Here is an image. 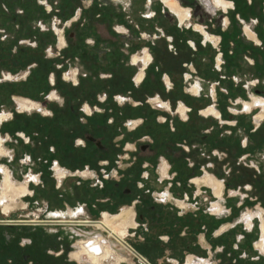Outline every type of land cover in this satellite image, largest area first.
Wrapping results in <instances>:
<instances>
[{"label":"rangeland","instance_id":"obj_1","mask_svg":"<svg viewBox=\"0 0 264 264\" xmlns=\"http://www.w3.org/2000/svg\"><path fill=\"white\" fill-rule=\"evenodd\" d=\"M2 1H5L11 15L13 10L16 13H21L26 6L31 7V10L28 11L31 18L26 20L22 30L19 29L18 24L12 21L11 15L7 16L0 10V113L7 112L11 114L8 119L0 124V135L4 140V147L8 150L7 155L0 157V164L9 169L11 178L15 183L20 185L27 182L32 192L29 198L25 199L26 210L23 213H17L22 198L11 209L10 212L15 211V213L14 211L12 213L11 220H32L37 219L38 216L43 221L59 220L62 218L61 216L57 218L55 212L63 208L68 213L75 214L73 218L72 215H69L73 220L97 221L101 219V215L107 210H110L111 213L119 212L117 215L122 214V212H131L130 208H133L134 205L133 200L141 194H146L144 192H148L150 187L153 189V192L151 191L153 196H156L160 194L159 190L156 189L157 187L165 186L164 189L168 187L165 185V181L172 182L176 180L179 181L178 183L184 181L183 184H186L190 180L193 182L196 176H204L205 172H209L224 183V199L222 201L225 208L223 212L225 215L216 216L218 217V223L211 224L217 230L224 226V223L231 222L234 224V227L230 230L234 232L236 243H233L234 248H230L225 245V242L219 240L222 245H220L219 250L213 248L216 255L214 259H210L209 254L196 258L198 260L203 259V262L207 260L205 264H241L243 259H247L248 256H245V252L238 253L240 251V246H238L240 242L238 241L243 240V238L241 237L242 233L237 231L240 226L248 227L247 221L251 218L255 224L254 227H256L255 231H259L258 241L261 237V222L260 217L257 216L259 214L255 211L259 208L264 209V145H257L254 147L256 149H253L251 145L254 140L264 141V121H262V127L258 128L260 132L254 131L259 124L255 119V113L257 116L260 107L254 105L250 107L248 104L252 101V96L259 98L264 96V70H261L263 74H258L259 70L255 66L249 65L246 60V56L250 57L249 51L251 50L248 47L244 48V46H247L245 44L247 37H238L240 34H236L234 27H228L225 30L226 32L231 31L233 35L236 34V41H233L234 45H230L231 48L228 52L232 50L236 52V47H239L238 53H234L233 63L230 64L227 61L225 63L237 70H235L234 76H216L213 72L220 74L217 54L216 57L212 58L214 61H206L207 59L205 60V57H202L197 62L196 56L206 53L213 46L212 43H210L211 46L205 44V41L197 35L200 39V47H197V51L191 52L188 56L189 61L197 63L195 66L197 72L192 73L193 75L186 72L187 75L184 76L191 80L186 84L185 90L189 94L199 96L201 91L194 93L192 85L199 80L201 74L202 78H204L203 75H207L208 85L204 86V91L201 93L203 95L200 98L191 97L186 99L191 104L188 105L196 106L189 113L191 119L184 123L187 128L186 132L182 134L183 128H177L178 118H182L177 114L180 105L177 104L179 103L178 95L180 91L178 88L170 90L165 96L166 101H168V97L178 101L171 105L172 110L161 108L153 102L140 109L145 115L150 114L152 116L153 114L149 121L150 126L145 133L149 129L152 130V128L159 130L162 126L164 131L170 133L167 144H174L173 148H176V151L170 154H166V151L163 150L156 152L151 149L135 152L133 141L142 138L144 133L131 140L133 135L129 129L131 127L126 126L125 123H129L127 119L133 115V110L128 105L129 103L118 102L113 99L116 93L133 89L129 81L130 76L128 75L130 74L127 73L123 78L115 79L113 77L112 79L101 80L98 76L104 78L109 77L110 74L100 70L103 63H100L99 56H93L92 54L83 56L81 50V48H87V44H90L88 46L93 45L92 37L85 35L84 33L87 31L82 30L88 24L84 20L85 14L91 6L102 0H71L73 8H66V12L69 13L67 15L70 17V13L74 10L75 14L81 10L79 13L81 17L71 27H67L65 22L62 23L59 17L56 20L54 15L44 14L36 6L37 3L42 4V1L0 0V4H2ZM47 1L52 9L57 8L58 11V0ZM199 2L198 19L193 17L187 23L199 22L203 17L205 21L202 25L207 26L206 23L208 22L210 29L217 32L219 29L224 31L219 24V20L221 19V12L226 15L227 12L219 7L216 8V14L208 16L210 8L204 5L201 0ZM259 3L260 0H257L253 7L254 11L258 13L257 15L261 16L263 9L261 3ZM137 5L140 6L141 2ZM46 9L48 13L50 10L48 5H46ZM229 10L231 11V8ZM94 12L96 13V11ZM94 12H92L93 15H95ZM134 15L140 16L138 11ZM228 16V18H231L230 15ZM5 19L9 22L3 25ZM110 21L95 16L91 23L95 26V33L100 42L115 44L121 40L115 34L121 35L122 33L119 26ZM239 23H242V20ZM259 23H262L261 28L264 29V21L258 19L257 24L259 25ZM228 24L229 22L225 23V26ZM187 26L189 25L187 24ZM255 26L257 25L255 24ZM244 27L242 24L241 29ZM37 28L40 29L39 33L42 35L33 32ZM64 28L63 37L66 42L62 45L59 42L60 31H63ZM252 30L254 31V29ZM180 39L183 38L180 37ZM223 40L221 46H223ZM230 40L231 37L225 41L224 51L226 52L229 42L231 43ZM43 41L47 45L41 44ZM185 43H187V40ZM159 45L162 47L163 43L160 42ZM179 47L186 50L183 45ZM21 48H25V52H22ZM175 51L173 49L171 54H175ZM60 53H63V55L60 56ZM158 53L155 62L160 71L164 73L167 71L166 69H172L173 72H176V75L183 73L185 68H176L178 65L177 56H171L168 61L169 58L163 57L165 52L158 50ZM16 58L21 62L16 64L14 61ZM22 61L27 62V65L33 64L23 67ZM250 61L252 62V60ZM34 62H37V65ZM185 65H188V63H185ZM195 67H192L191 63L188 66L191 71H194ZM74 69H78V81L71 77ZM52 74L55 77L54 85L50 81ZM8 75H12V78H9ZM66 75L68 78L65 77ZM173 77L174 81H179L178 76ZM257 79L261 80L259 87L249 86L248 81L250 84H255L254 80ZM228 85L234 89L233 92L228 88ZM158 87V84L155 83L148 84L137 94L143 98L146 95H154L161 91ZM107 89L110 90L107 94L108 100L99 102V98L103 99V90ZM256 89L262 91L261 95L263 96L260 97L255 92ZM54 91L59 96L58 100L50 99V94ZM210 91H212L214 100H216L214 104L221 103L230 112L242 117L237 125H235L236 120L230 121L227 123L228 125L225 124L226 121L221 120L218 121L219 123L217 122V129L215 128L212 134H209L208 131L212 129L211 126H214L215 122L207 119L204 122L202 120L205 125L203 123V125L199 124L201 118L197 114L209 105L206 96L211 93ZM244 94H247L250 98L243 100L245 98ZM16 97H26L38 101L42 104L41 111H20ZM241 97L242 99H240ZM87 105L92 109L90 113L86 110ZM188 108L190 107L188 106ZM249 108H252L251 112H248ZM123 111H125V114L121 115ZM156 114L159 116V124L155 122ZM166 114L170 118L164 122ZM151 124L156 125L151 127ZM230 125H233L234 129H231ZM126 128H128L127 132ZM169 128H172V133ZM175 128L178 129L176 132L173 131ZM231 131L232 135L229 134ZM99 140L101 142L106 141L110 147L109 150L101 152L96 146ZM184 141L186 143L183 147L175 145V143H183ZM158 142L164 143L165 140L160 138ZM101 156L104 158H100ZM135 157L137 158L136 162L134 161ZM132 162L135 163L132 165ZM146 163L150 164L151 169L144 167ZM165 163H167L166 175L176 174L177 176L176 178L172 176V180L166 179L164 182H160L165 177L162 172V166ZM202 166H206L203 167V171L200 170ZM58 168L66 171L60 184L56 179L58 178ZM198 171H200V174L197 173ZM85 172L87 173L84 174ZM144 172H148V179L142 178ZM2 182L3 175L0 173V192L2 191ZM116 182H120L121 185L115 187ZM101 183H104V187ZM183 186L180 185L178 188ZM194 186L193 191L196 194H201L194 201L188 202L189 205L185 209L191 210V212L194 211V213L185 216V221L188 222L194 219L195 223L199 224L203 231H206L208 226L204 228L206 225L202 221L204 218L198 216V214L200 212L209 213L210 209L207 206L212 203V198L210 193H206L196 184ZM127 189H130L128 195L124 194ZM211 190L213 192L212 188ZM97 199L100 201L98 202ZM82 203L87 204V207H84V211L78 213L76 209L81 208ZM143 206L144 218L139 220L141 226L136 231V236L132 237L131 240L129 236L127 237L130 243L154 264H166L162 254L168 245L172 256H179V261H184L185 257L184 259L182 257L186 256L197 242L196 238H193L194 236H191L190 233L187 235L181 234L182 236L176 234L166 246L162 245L160 240L157 239L160 234L166 233L164 227L175 219L172 215L179 208V205L175 202L171 204L153 197L148 199ZM151 206H154L155 210H152ZM228 210L232 212L231 216ZM2 211L5 212L4 208L0 206V220L5 219ZM63 215L65 214L63 213ZM224 220L225 222H222ZM20 227L24 228L22 232L18 231L17 233L14 230L9 232L10 239L13 240L14 237L16 239L20 236V233L21 237L29 242L26 248L31 246V240H35L32 246L37 245V251L42 250L39 259L42 262L50 263L56 260L45 256L44 251L49 250L52 245L62 247L63 244L70 243L72 247L73 245L79 247V242L82 240L103 237L102 239L106 241V244L108 243L113 247V244L119 245L117 242L126 239L110 226L106 227L105 232L92 225L61 226L60 224L43 223L41 225L23 224ZM31 228L37 229L32 230ZM249 230L251 233L254 232L253 227ZM2 234L3 232L0 230V241H2ZM73 251L76 250L73 249L69 254H72ZM152 252L155 254H152ZM128 253L132 258L134 257L132 253ZM258 256L262 257L261 254H258L256 258Z\"/></svg>","mask_w":264,"mask_h":264},{"label":"crops","instance_id":"obj_2","mask_svg":"<svg viewBox=\"0 0 264 264\" xmlns=\"http://www.w3.org/2000/svg\"><path fill=\"white\" fill-rule=\"evenodd\" d=\"M178 4L186 8L189 12V18L185 20L183 23L180 22V19L177 14L170 11L168 7H166L163 0H102L99 3L94 4L89 8V10L85 14V23L88 22L87 27L85 29H82L83 31H87L84 34L92 37L91 40L93 45L88 46L90 44H87V48H81L83 56L87 54H92L93 56H99L100 63H103V67L100 68L102 72H114L115 76L114 78H123L124 75L127 73L130 74V83L131 86H133L134 91V97H131V101L135 102L136 104L144 102V100L151 99L152 97H161L164 101L165 96H167V93L170 92V90H174L178 88L179 95H178V101L171 99H167V103L169 102L170 105L175 104H185L188 105L186 101L187 98H200L203 94H201L204 91V86L207 84V75H203L204 78H202V74L198 81L200 84V94L199 96H195L192 94H189L185 88L186 84L191 80L190 78H186L184 75H187L186 72L196 73V62L195 61H189L188 56L191 52H196L197 49L195 47H200L199 44H196L195 42H199L200 39H198V36L202 38V40H205L206 44L210 45V41H206L205 37H203V34L193 28V25H201L203 28L204 26L201 24L200 20L199 22L194 23H187L191 19L197 18V9L200 7V2L198 0H176ZM231 1L233 6L231 8V11L229 9H222L223 11L227 12V15H225L223 12H221L220 15V22L221 20H225V23L229 22L228 27H234L236 34H238L241 38H246V45L244 48L248 47L251 49L249 51L250 57L249 59L252 60L251 66H255L257 70H259V73H261V70H264V29L261 28L262 23L257 26L251 25V20L253 19H260L264 21V5L262 7L263 11L261 16L257 15L258 13L254 11L253 7V0H228ZM141 5L138 6L137 3H140ZM212 5L215 8H219L218 5H216L214 0H210ZM191 10V11H190ZM96 11V13L94 12ZM139 12L140 16L134 15L135 12ZM95 15H93V13ZM193 12V13H191ZM230 15L231 18H228ZM97 18H104V20H111L114 24L121 28H125L126 31H124L125 34H115L119 38H121L120 42H117L115 44L105 42L102 43L99 41V39L96 36L95 33V26L91 21L94 19V17ZM229 19H231L229 21ZM242 20V23H239V21ZM110 21V22H111ZM189 25L186 27V25ZM242 24L246 26H250L249 28L252 30L254 29V34L257 39L250 38L247 34H245V27L241 29ZM86 25V24H84ZM260 26V27H259ZM238 28V30H237ZM205 29V28H204ZM209 34L213 36L221 37L223 40V36H221L220 32H217L213 29L207 30L205 29ZM220 31V29L218 30ZM118 32V31H117ZM123 32V31H120ZM222 34H225L222 31ZM197 33V34H196ZM83 34V35H84ZM198 35V36H197ZM130 37V40H129ZM183 38V39H180ZM128 39V40H127ZM187 40V43L185 41ZM243 40V39H242ZM160 42L163 43V46L160 47ZM183 45L186 47V50L181 49L179 46ZM188 45V46H187ZM194 45V46H193ZM84 46V45H83ZM211 46V45H210ZM173 49H175V54L173 53ZM149 51L152 57V62L144 69L145 75L141 82L136 81V76L139 73L141 69V65L134 64L133 63V56L135 54H143L144 51ZM158 50H161V52H165L163 57L169 58L168 61L171 59L170 57H178L177 63L178 69L180 67H183V73L180 75H176V72H173L172 69H166V72H162L159 69V66L155 62V58L158 57ZM243 51V50H242ZM217 51L216 48L211 46V49L207 50L204 54H198L197 62L200 60V58H204L206 61H212L213 57H216ZM196 55V54H195ZM82 56V54H81ZM132 58V59H131ZM214 61V60H213ZM185 63H188V65H185ZM191 63L192 67H195L194 71H191L190 68H188L189 64ZM214 63V62H213ZM185 65V66H184ZM187 67V68H186ZM174 68V69H176ZM235 70L232 66L229 64L221 63L220 65V74L218 72H213L216 74V76H228L232 75L234 76ZM178 72V71H177ZM200 73V72H199ZM193 75V74H192ZM173 76H178L179 81H174ZM167 78L169 79L170 83H168ZM105 79H112L110 77H104ZM154 81V82H153ZM158 84V88L161 90L160 92L155 93L154 95H146L141 97L137 94L138 91H141L144 89L148 84ZM249 86L251 85L248 81ZM208 85V84H207ZM183 87V89H181ZM228 88L233 92V88L228 85ZM182 90V91H181ZM211 93L206 96V101H209V105L206 108L214 107L216 108L221 116L222 121H234L236 120L237 125L240 122V119L242 118L239 115L233 114L228 110L227 107H225L223 104H214L216 100H214V96ZM206 95V94H205ZM164 96V97H163ZM245 98L243 100H247L246 98H250L247 94L243 95ZM242 99V97L240 98ZM219 101V100H218ZM166 102V100H165ZM213 102V103H212ZM191 105V104H190ZM191 111H193L194 107L196 106H190ZM204 108V109H206ZM203 109V110H204ZM202 110V109H201ZM202 110V114H203ZM251 112V111H248ZM190 113V112H189ZM200 112L197 114L198 117L201 118L199 121L200 125H203L204 121L207 119L205 116L209 115H202ZM226 114V115H225ZM219 116V117H220ZM216 117V116H214ZM203 120V122H202ZM263 119H257V122H259L258 126L254 129V131H257L258 128L262 126ZM261 122V123H260ZM203 123V124H202ZM205 125V124H204ZM231 127V126H230ZM231 129H234L231 127ZM205 170V169H204ZM206 173V172H205ZM224 198H221L220 200H223ZM226 208H228L226 206ZM135 211L134 219L136 221V225L134 227L130 228V232L128 234L129 238L132 239V237L136 236V231L141 226V223L138 219V210L136 209V205H133V208H131ZM110 211V210H109ZM230 216L232 215V212L228 210ZM194 211L191 212V210L184 209L180 210L177 208L172 215L175 217L174 220L169 222L165 228V232L163 234H160L157 239L160 240V243L162 245H167L172 241V239L175 237V235H187L188 233L191 234V236H194L193 238H196L197 242H195L194 246L191 248V251L186 254V256H183L182 258L184 261H179V256H172L171 251H169V245L165 247V251H163V256L166 264H183L184 262L188 261L189 256L192 253V258H198L201 256H207L209 254L210 259L215 258V253L213 251V248L215 247L216 250H219L220 244L219 240H222V242L226 243V246H229L230 248L233 247V243H236L234 232L231 231L234 227V224L231 222H228L225 225H228V227L219 232V230L223 227H221L219 230H217L211 223L216 224L218 221L216 216L209 215L210 217H203L204 212H200L198 216L204 218L202 221L206 224L204 228L208 229L203 231L199 224L195 223V220H189L188 222L185 221V216L187 215H193ZM251 213V212H250ZM253 213V212H252ZM255 213H262V216H264V209L259 208ZM259 216V215H257ZM203 228V229H204ZM248 228V229H247ZM247 232L243 230L238 229V233H242L241 237L243 238L242 241H246V244L243 242L238 243V246H240V251L238 253L245 252V256L247 255V259H243L241 264H264V252H262L255 244L257 245V236H258V230L255 231L257 234L255 237V233H251L249 230V227H247ZM261 230V227H260ZM86 232V231H85ZM233 232V233H232ZM261 234V232H260ZM181 235V236H182ZM226 235V236H224ZM127 236V237H128ZM222 236H224L222 238ZM228 236V238H227ZM227 238V239H226ZM104 240V239H102ZM112 247L114 249L113 255L105 260L104 264H136L134 259L129 255L128 251L124 248H122L120 245L113 244ZM77 247V249H76ZM78 246L73 245L74 250H78ZM164 248V246H163ZM116 249V250H115ZM259 250V253L262 255V257H257L256 250ZM74 252V251H73ZM151 253V252H150ZM152 254H155L152 252ZM72 255V254H71ZM118 256H123V260L120 262H117ZM181 256V255H180ZM86 258V257H85ZM148 260L149 258L146 257ZM88 259V258H87ZM70 261L72 264H87V261L85 260H76L72 256L70 257ZM90 262V260L88 259ZM152 262L151 260H149ZM153 263V262H152Z\"/></svg>","mask_w":264,"mask_h":264},{"label":"flooded vegetation","instance_id":"obj_3","mask_svg":"<svg viewBox=\"0 0 264 264\" xmlns=\"http://www.w3.org/2000/svg\"><path fill=\"white\" fill-rule=\"evenodd\" d=\"M191 11V10H190ZM226 15V14H225ZM119 29L121 31H126L125 28H121L119 27ZM228 36L230 38V36L232 35L231 31H228ZM222 36V35H221ZM201 39V37H199ZM65 41V40H64ZM196 44H199V42H197ZM264 45V44H262ZM194 46V45H193ZM195 49H198L197 47L194 46ZM140 55V54H139ZM153 61V60H152ZM151 61V62H152ZM150 62V63H151ZM149 63V64H150ZM148 64V65H149ZM141 65V69L143 68V64H139ZM147 65V66H148ZM146 66V67H147ZM144 67V69L146 68ZM141 69L139 71V73L141 72ZM143 69V70H144ZM198 69V68H197ZM138 73V74H139ZM78 74V69H74L73 72H72V78L74 79L75 78V81H78L77 79V75ZM110 74V78H113L115 76V73L114 72H109ZM137 74V75H138ZM145 75V73H144ZM12 76V75H10ZM143 76V73H140L139 77L136 78V81L140 80ZM137 77V76H136ZM68 78V76H67ZM99 79L103 80V77L101 76H98ZM144 78V76H143ZM143 80V79H142ZM54 81V79H53ZM137 81V82H138ZM110 91V90H109ZM108 89L107 90H103L104 92V96H103V99L101 100L100 98L98 99L99 102H102V101H106L108 100L107 98V94H108ZM134 89H131V90H127L125 92H119V93H116L114 96H113V99H115L116 101H118V99L115 97V96H119L121 97L120 100L121 101H118V102H125V103H129L128 105L130 106L131 110H133V115L130 116V118H128V122L129 123H125L126 126H130L131 128L130 131H132V137H131V140L140 135L141 133H144V135L142 136V138H138L137 140H134V144H135V152L139 151V150H148V149H151L152 151H156V152H159V151H166V154H170V153H174L176 150V148H173L174 144L172 145L171 144H167L168 143V138H169V135L170 133L169 132H166L163 130L162 126H160L159 130H155L154 128L149 129L148 132L145 133V131H147V128L150 126V118L153 116L150 115V114H144L141 112V107H146L145 105H148L147 103V99L144 100V102L142 103H139V104H136L135 102H132L131 100V97H134ZM55 92V91H54ZM200 93V92H199ZM55 94H57L55 92ZM55 94H53V100H58L59 99V96L57 95V97H55ZM261 97V96H260ZM156 97H152L151 98V102H155ZM157 98H160L161 100H163L161 97H158ZM264 98V96H263ZM19 98H17L18 100ZM165 101V100H164ZM36 102V101H35ZM167 102V101H166ZM38 103V102H37ZM133 103V104H132ZM169 103V102H168ZM156 104V103H155ZM170 104V103H169ZM159 107H163L165 108L164 106L160 105V104H157ZM187 106V105H186ZM172 108V107H171ZM167 110H172V109H168L166 108ZM252 108H249V110H251ZM86 110L90 113L92 111V109L90 108V106H86ZM205 110V109H204ZM189 111V109H188ZM187 111V115L184 117L182 116L181 114H179L177 112V114L179 116H181L182 118H178V122H177V128L178 129H182V134H184L186 131V123L187 121H189L191 119V116L190 114L188 113ZM259 111V109H258ZM124 112V113H123ZM121 113V115H124L125 114V111H123ZM5 114H8L11 116L10 113H7V112H4ZM203 115V114H202ZM226 115V114H225ZM9 116V117H10ZM155 122H157L156 124H159L160 123V120H159V116H157V114L155 115ZM204 116V115H203ZM255 116H256V113H255ZM165 119L163 120L164 122L168 121L170 116L169 115H165ZM207 118H211V120H213L215 122V125L214 126H211L212 129L209 130V134H212V132L214 131V129L216 128L217 129V120L216 118H221L220 117H214L212 115H209V116H205ZM257 117V116H256ZM184 118V119H183ZM259 118V117H257ZM257 118H255L257 120ZM261 119V118H259ZM258 119V120H259ZM263 119V118H262ZM230 122V121H229ZM228 121L225 122V124L229 123ZM219 123V122H218ZM156 124H151V127ZM222 124V123H221ZM228 125V124H227ZM190 126V125H188ZM158 128V127H157ZM177 128L173 129L174 132H176V130H178ZM172 128H169V131L171 132ZM128 131V128H126V132ZM180 131V130H179ZM172 133V132H171ZM230 135H232V131L229 133ZM125 136V135H123ZM205 137V136H204ZM144 138V139H143ZM160 138H162V140H165L164 143L162 142H158L160 140ZM175 140V139H173ZM170 142V141H169ZM184 143H186V141H184L183 143H175V145L179 146V147H183ZM96 146L101 150V152H105L107 150H109V146L107 145L106 141L105 142H101V140H99V142L96 144ZM100 158H104L103 156H101ZM134 161L136 162L137 161V158L135 157ZM135 162H132V165L135 163ZM0 165H3V164H0ZM150 165V164H149ZM148 165V163H146L144 165V167L146 168H150V166ZM203 167H206V166H202L200 167V170L203 171ZM10 172V171H9ZM162 172L164 174V178L160 181V182H164L166 179L167 180H172V176L173 178L175 177L176 178V174H173L172 176H167L166 173H167V163H165L163 166H162ZM0 173L3 175V171L2 169H0ZM198 174H200V171L197 172ZM196 173V174H197ZM209 173V172H207ZM57 174H62V176L64 177L65 174H66V171L62 170L61 168H58L57 169ZM206 174V173H205ZM211 174V173H209ZM59 175H58V178H59ZM205 176V175H204ZM203 175L202 176H196L194 179H198V178H202L204 177ZM62 177V178H63ZM216 177V176H215ZM62 178L60 179L62 181ZM143 178V176H142ZM149 178V177H148ZM147 178V179H148ZM217 178V177H216ZM183 179V178H182ZM194 179H193V182L190 180L188 181V183L186 184H183L184 181H182V183H178L176 180H173L172 182H168V181H165L166 184L168 187L165 188V186L163 187H157L156 189L159 190L160 194L164 193L165 191H169V198H167V193H165L166 195H156V196H153V189L150 187L149 188V191L148 192H144L146 194H141L139 195L137 198H135L133 201H134V204L136 205V209L138 210V218L139 220H142L144 218V215L142 213L143 210V204H145L147 202L148 199H151L153 197H155V199H162L163 201H166L167 203H171L173 204V202H175L174 199H172V195H175L176 198H180V199H184L185 198V195H187L189 197L190 200H194L196 199L197 197H200V194H196L195 191H193V189H195V182H194ZM219 179V178H218ZM185 180V179H184ZM220 180V179H219ZM221 181V184H222V193H221V196L220 197H217L213 192H211V188L205 186V185H197V187H201L202 190H205L206 193H210V196L212 198L211 202H212V205L209 204V206H207V208H210L211 212L213 214H218L220 215L221 213H223L225 211V208H224V203L222 200H220L221 198H223V186H224V183L222 180ZM27 183V182H26ZM195 183V184H194ZM60 184V183H59ZM102 187H104V183H101ZM121 185L120 182H116L115 183V187H119ZM180 185H184L183 187L181 188H178ZM153 186V185H152ZM250 186V185H249ZM155 187V186H154ZM29 188V187H28ZM140 188H142V186H140ZM163 188V189H162ZM193 188V189H192ZM30 189V188H29ZM177 190V192H176ZM152 191V192H151ZM31 189L29 190V192L26 194V196H24L21 200V206L18 208V212L17 213H23L24 211V208H25V199L27 200V198H29V195L31 194ZM130 193V189H127L124 191V194H129ZM171 193V194H170ZM151 196V197H150ZM180 199H177V204L179 205V209L180 210H184L186 207H187V201H183V200H180ZM98 202L100 201L99 199H97ZM176 203V202H175ZM181 203V204H180ZM182 204L184 205L182 207ZM84 207H87V204H84L82 203V207L81 208H78L76 209V211H78V213L82 210L84 211ZM151 209L152 210H155V207L154 206H151ZM200 209V208H199ZM131 217H132V223L130 225H127V232L125 234V236L123 237H126V239H123L122 241H119L117 242L122 248L126 249L128 252L132 253L133 255H136L137 256V259L136 257H133V259H136L135 263L137 264H154L152 262H150L146 257H144L131 243L130 241L128 240L127 236L130 232V228L131 227H134L136 225V221L134 219V215H135V211L133 209H131ZM11 211V210H10ZM3 212V216H5V219L3 220H0V230H2L3 234H2V241H0V264H72L71 261H70V257L72 256L74 259L76 260H85V262L87 261V264H104L105 260L109 259L113 253H114V249L107 243L106 244V241L105 240H102L103 237H100V238H94V239H86V240H82L83 242H79V248L78 250H76L75 252L69 254V252L73 250V247L70 243H65L63 244V246L61 247H56L57 245H52L50 246V249H46V251H44V255L49 257L50 259H55L56 261L55 262H42L39 258H41L40 256V253H41V249H39L37 251V245L35 246H32L33 244V241L35 243V240H31L32 243H30L31 246H28V248H26V246L29 244L28 241H26L25 239H23L21 237V234L19 233L20 236L15 237L13 238V240L10 239V236H9V232L14 230L15 232L18 233L19 232H22V229H24L23 227H20L21 225H27V224H32V225H41L43 223H48V224H51V225H63V226H84V225H92V226H96L98 229L100 230H103L105 232L106 230V227L108 226L106 223H105V218H104V215H108V217H112V218H116L118 213H111L107 211H104L103 214L101 215V219L100 220H97V221H77V220H73V216L74 214L71 212V213H68L67 210H64L63 208H60L59 210H57L55 212L56 216H58L57 218H59V216H61L62 219H59V220H49V221H43L41 220V217H39V220L38 219H32V220H11L12 218V212ZM72 211V210H71ZM15 213V211H14ZM63 213L65 215H63ZM212 213L210 214L209 213H204L203 214V217H207L209 218L210 216L209 215H212ZM69 215H72V218L69 217ZM117 215V216H115ZM64 216V217H63ZM75 217V216H74ZM264 217L262 216L261 214V218ZM251 220V221H250ZM248 219L247 221V224H248V227L249 228H252L253 227V231L255 233V224L253 222V219ZM120 221V218H118L117 222ZM222 222H225L222 221ZM249 222V223H248ZM252 222V223H251ZM218 223V221L216 222V224ZM224 224H227V223H224ZM223 225V224H222ZM252 226V227H251ZM37 227V226H36ZM58 227V226H56ZM228 227V225H224L222 227V229L219 230V232L225 230L226 228ZM32 230H36L37 228H31ZM243 230L245 232H247V229L246 227H243V226H240L239 227V230ZM114 230V229H113ZM115 231V230H114ZM261 232V230H260ZM13 233V232H12ZM104 235V234H103ZM257 234L255 233L254 237L256 236ZM235 237V236H234ZM131 240V238H129ZM257 240V239H256ZM56 241V240H55ZM240 242H243L246 244V241H240ZM105 246H108L110 249H111V253H110V256L107 258V259H104L102 263H96L90 256H89V251L91 252H94L96 254H99V255H102L104 253V247ZM262 252H264V249H261V248H264V243H263V237H262V233H261V239H259L257 241V245H256ZM261 247V248H260ZM86 249V250H85ZM58 250V251H57ZM89 250V251H88ZM256 252L258 254L259 253V250L257 249ZM37 254V255H36ZM43 254V253H42ZM69 254V256L66 257V255ZM257 254V255H258ZM71 255V256H70ZM86 257V258H85ZM7 258V259H6ZM90 260V262L88 261V259ZM123 260V256H118V260L117 262H120ZM191 260H192V253L191 255L189 256L188 258V264L191 263ZM183 264H186L185 262Z\"/></svg>","mask_w":264,"mask_h":264},{"label":"bare ground","instance_id":"obj_4","mask_svg":"<svg viewBox=\"0 0 264 264\" xmlns=\"http://www.w3.org/2000/svg\"><path fill=\"white\" fill-rule=\"evenodd\" d=\"M163 1L165 3L166 7H168L170 11H172L178 15L181 23H183L185 20H187L189 18L188 10H186V8L181 7L176 0H163ZM214 1H215L216 5H218L219 7L222 6L221 8H223V9H229V8H232V6H233L232 2L228 1V0H214ZM194 29L201 32L203 34V36L205 37L206 41L207 40L212 41L215 44L218 43L219 38L209 34L201 25H198V24L194 25ZM245 34H247L252 39H257L255 37L254 32L248 26L245 27ZM63 36H64V34L61 33L59 42H61L60 44H62V45H64L66 42V41H64L65 39ZM151 61H152L151 54L147 50L144 51L143 54H140V55L135 54L133 56V63L134 64H140V63L143 64V68L141 69V72H140V73H143V76L145 73V71L143 70L144 67H146ZM218 62H219V66H220L221 58H218ZM140 73L137 75L136 78L139 77ZM143 76L139 81L138 80L137 81L141 82L143 79ZM8 77L12 78V76H10V75H8ZM65 77L67 78V75ZM74 80H75V78H74ZM167 81H168V83H170L168 78H167ZM192 91L194 93H198L200 91V84L198 82H196L194 85H192ZM53 94H55V92H52L50 94V99H55V98H53ZM55 97H57V94H55ZM17 98H19V99L17 100ZM262 98H259L257 96H252V101H250L248 103L250 105V107L253 105L260 107V112L257 113V116L261 119L264 118V100H263L264 98L263 99ZM154 101L155 102H153V103L160 104V105H162L168 109L169 108L172 109L171 105L169 103L162 101L160 98L156 97ZM16 102H17V105H18L20 111H30V112L33 110L41 111V108H42L41 103H39L38 101L35 102V100L30 99V98H26V97H16ZM259 107H256V108H259ZM187 111H188V106H186L185 104L181 103L178 106L177 112L179 114H181L182 116L185 117L187 115ZM249 111H251V110H249ZM203 114L219 117L221 113H219V111L216 108L209 107V108H206L205 110H203ZM9 116L10 115H8V114L0 113V124L3 121H5L6 119H8ZM255 118H257V117L255 116ZM259 118H257V119H259ZM3 143H4V140L0 135V157L8 154V150L4 147ZM0 169H2V171H3V182L1 184L2 191L0 192V206H2L4 208L5 212H9L12 208H14L17 205V202L19 199L26 196V194L29 192V188H28L27 183H25V184L23 183L20 185H18V183H15L11 178L9 169L6 166L0 165ZM86 173L87 172H85L84 174H86ZM62 177H63L62 174H60L59 179H61ZM194 182L199 186L205 185L209 188H212L213 193L217 197L221 196L222 184H221V181L218 178H216L214 175L206 172L204 177L194 179ZM183 206L184 205L182 204V207ZM261 214L262 213L259 214L260 222H261L260 227H261V233H262L263 243H264V217L261 218ZM104 218H105V223L108 226L112 227V229L117 231L121 237L125 236V234L127 232V229H126L127 225H130L132 223L131 222L132 221L131 212H122V214H120L116 218H112V219H110V217H108V215L105 214ZM118 218H120L119 222H117ZM260 239H261V237H260ZM81 242H83V241H81ZM261 249H264V248H261ZM88 253H89V256L96 263H102L104 259H107L110 256L111 249L108 246H105L104 247V253L102 255L96 254V253L91 252V251H89Z\"/></svg>","mask_w":264,"mask_h":264},{"label":"built area","instance_id":"obj_5","mask_svg":"<svg viewBox=\"0 0 264 264\" xmlns=\"http://www.w3.org/2000/svg\"><path fill=\"white\" fill-rule=\"evenodd\" d=\"M6 1H8V0H6ZM39 1H42V4L40 3H37L36 4V6L38 7V8H40L41 9V11L44 13V14H49L50 16H52V15H54L55 16V18H56V20H57V18L59 17V18H61V21H62V23H64L65 22V25L67 26V27H71L72 25H73V23L74 22H76L81 16H80V11L78 12V13H74L75 12V10L72 12V13H70V17H69V15H67V14H69L68 12H66V8L67 7H64L65 5V0H58L59 2V4H58V11L56 10L57 8H54V9H52V7H51V5H49L48 4V1L47 0H39ZM44 1V2H43ZM57 1V0H56ZM199 1V0H198ZM202 1V3L204 4V5H206V6H208L209 8H210V11H209V14H207L208 16H210V15H214V14H216L217 13V9H215V8H213L210 4H209V0H201ZM3 4H5L4 6H3ZM8 5H9V3H8ZM46 5H48V7L50 8V10H49V12L47 13V9H46ZM68 7H71V6H68ZM71 8H73V7H71ZM7 9V10H6ZM0 10L3 12V14H5V15H7V16H9V15H11L10 13H9V11H8V7L6 6V3H5V1H2V4H0ZM31 10V7L30 6H26V8L24 9H22V12L21 13H16V12H14V10H13V14L11 15V19H12V21L14 22V23H16V24H18L19 25V29L20 30H22V29H24L23 28V26H25V22H26V20L28 19V18H31V16L30 15H28V11H30ZM198 10V9H197ZM198 12V11H197ZM224 13V12H223ZM69 17V18H68ZM60 21V22H61ZM204 21H205V18H203V17H201V20H200V22H201V24H204ZM9 21L7 20V19H5V21H4V23H3V25H6L7 23H8ZM258 23V19H253V20H251V25H258L257 24ZM55 24V23H54ZM219 24H220V26H222L223 27V30L225 31L227 28H228V26H229V24L227 25V26H225V20L223 19V20H221V22H219ZM206 25L207 26H204V28L205 29H207V30H210V24L207 22L206 23ZM28 30H30V29H28ZM39 28H37V30L36 31H33V32H35V34H41V33H39ZM64 31H65V28H64V30L63 31H60L62 34H64ZM60 33V34H61ZM122 34H125L124 32H121ZM42 35V34H41ZM55 36H56V34H55ZM204 37V36H203ZM218 37V36H217ZM219 38V40H218V43L217 44H215L214 45V42H212V41H210L209 43H212L213 44V46H214V48H216V51H217V56H218V58H221L222 59V63H224V62H228V63H233V58H235L234 57V53H238V51H239V49H236V52L235 51H230V52H228V50L231 48V44L232 45H234V43H233V40H231V43L229 42V46H227V52L226 51H224V48H223V46H221V44H222V39H221V37H218ZM41 41V40H40ZM203 41H205V40H203ZM205 44H206V42H204ZM41 44H45V45H47V43L46 42H44L43 41V43L41 42ZM237 48V47H236ZM22 49V52H25V48H21ZM63 55V53H60V56H62ZM227 55H228V57H227ZM225 56H226V58H225ZM239 58V57H238ZM225 59V60H224ZM246 60L248 61V63H249V65H251V61H250V59H249V57L248 56H246ZM15 61V63L16 64H18V63H20L21 61L19 60V59H15L14 60ZM22 66L23 67H28V66H31V65H27V62L25 63V62H23L22 61ZM35 64L37 63V62H34ZM37 65V64H36ZM221 65V64H220ZM58 66V65H57ZM58 68V67H57ZM258 74H263V73H258ZM53 79H54V81H53ZM51 83H52V85H54V82H55V77H54V74H52L51 75ZM260 82H261V80L260 79H257V80H254V83L255 84H251V85H254V86H258L259 84H260ZM259 87V86H258ZM258 95H260V96H263V95H261L262 94V91H260L259 89H256V91H255ZM117 99H118V101H121L120 100V98L121 97H119L118 95L117 96H115ZM147 101V103H148V105H149V103L151 102V99H148V100H146ZM189 109V111H188V113L189 112H191V108H188ZM200 113L202 114V110L200 111ZM216 120L217 121H221V118H216ZM231 127H234L233 125H230ZM149 177V174H148V172H144L143 173V178H145V179H147ZM57 179V181L60 183L61 182V180L59 179V178H56ZM63 179V178H62ZM165 193H167L168 195H167V198H169L170 199V197H169V191H165L164 193H162V194H159V196H161V195H166ZM171 194V193H170ZM172 195V199H174L175 200V202H176V204H177V199H180V198H176V196H174L173 194H171ZM180 200H183V201H187V203L188 202H192V201H194V200H190L189 199V197L187 196V195H185V198L184 199H180ZM194 204V203H193ZM187 205H189V203L187 204ZM210 205H212V203L210 204ZM210 209V208H209ZM24 210H26L25 208H24ZM81 212H82V210H80ZM210 212V214L212 213L211 212V210L209 211ZM74 214V213H73ZM222 215H225L224 213H221ZM75 215V214H74ZM212 215H214V216H218V214H213L212 213ZM37 219L39 220V216L37 217ZM86 221V220H85ZM89 221V220H88ZM246 228H247V226H246ZM248 229V228H247ZM251 229V228H250ZM134 257H136V259H137V256L136 255H134ZM205 261V260H204ZM207 261V260H206ZM205 261V262H206ZM205 262H203V259H200V260H198L197 258H192V260H191V263L190 264H205ZM186 264H188V261L186 262Z\"/></svg>","mask_w":264,"mask_h":264},{"label":"trees","instance_id":"obj_6","mask_svg":"<svg viewBox=\"0 0 264 264\" xmlns=\"http://www.w3.org/2000/svg\"><path fill=\"white\" fill-rule=\"evenodd\" d=\"M254 3H257V0H253V5H254ZM260 3H261V8L263 7V5H264V0H260ZM259 3V4H260ZM209 4L213 7V8H215L213 5H212V3L210 2V0H209ZM65 6L64 7H68V6H71L72 7V3H71V0H65V4H64ZM216 9V8H215ZM215 32V31H214ZM218 32H220L221 33V35H224V40H223V48L225 47V45H226V43H225V41L227 40V38H229V36H228V31L225 33V34H222V32H221V30L220 31H218ZM231 40H233V41H236L235 39V37H236V34H232L231 36ZM230 40V41H231ZM237 49H239V47H237ZM262 127V126H261ZM260 129V128H259ZM257 130L256 132H260V130ZM261 144V146H263L264 145V141H262V140H254V141H252V143H251V145H252V148L253 149H256V148H254L255 146H257V145H260Z\"/></svg>","mask_w":264,"mask_h":264}]
</instances>
